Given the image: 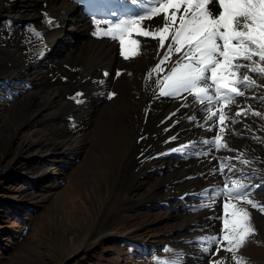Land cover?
Instances as JSON below:
<instances>
[{
	"label": "rangeland",
	"instance_id": "374dc122",
	"mask_svg": "<svg viewBox=\"0 0 264 264\" xmlns=\"http://www.w3.org/2000/svg\"><path fill=\"white\" fill-rule=\"evenodd\" d=\"M68 14L61 19L67 18ZM4 24L0 28L2 35L3 27L10 28ZM6 40L0 37V53ZM9 47L17 46L14 43ZM45 63L48 65V62ZM2 66L0 62V264H165L173 259L178 264H207L202 249L209 246L208 240L198 238L222 235V220L208 217L223 215L215 205L224 199L215 196L210 202L209 197L214 196V192L208 189L220 191L225 183L230 187L234 177L245 184H248V180L253 186L264 184V180H261L264 177V152L259 154L256 149L257 145L264 146V135L258 130V126L264 127V121H248L244 133L228 131L225 135L222 130L220 134L217 132L221 130L220 127L215 131L220 134L219 143L222 145L217 151L208 142L203 152L189 159L162 166V157H152L151 165L154 167L145 166L142 170L137 160L130 158V145H123V140L129 137L122 134L121 114L110 115L112 111L107 110V105L100 107L98 113L106 117L97 119L95 125L88 127L90 130L85 128L87 151L77 161V165H80L64 169L68 173L62 176L60 185L55 189L50 187L53 179L39 185L37 182H27L18 174H11L10 170L3 174L4 167L25 163V151L19 149V145L40 135L42 130H46L45 127L56 122L54 119L45 122L36 118L24 122L28 119L23 114L27 112L24 109L27 102H31L32 97L35 102L41 98V83L32 79L33 72L40 70L37 63L32 62L29 66L32 69L24 76V71L19 70L17 73L23 76L20 80H14L13 72L10 74L11 71ZM116 70L118 68L114 65L109 80L103 82L102 86L110 89ZM262 75L264 73L258 72L256 78ZM256 78L251 86H245L246 90L259 85L257 83L260 81L256 82ZM114 81L119 83L117 77ZM252 100L263 102L264 96L260 101ZM82 106L89 110L90 103ZM230 106L220 105L217 112ZM259 114H264V107ZM91 117L82 121L76 115L69 117L70 135L78 131L74 127L84 126ZM239 117L245 119L246 115L242 113ZM125 123L137 130L136 125ZM250 133L259 135L258 139L249 138ZM137 135L134 136L135 140ZM182 146L186 147V144ZM226 156L228 159L223 161L226 169L221 174L218 167L220 158ZM230 166L232 169L233 166H253L255 170L248 173V178L242 171L234 176L233 172L227 171ZM213 168L217 170L211 174ZM106 173L108 176H104ZM58 192L61 199L55 197ZM255 196H251V199L264 201V191H257ZM210 203L213 206H209ZM243 206L250 212V222L256 233L247 239L238 254L245 264H264V214L258 208ZM108 231L111 234L107 235ZM222 258L225 264H232L230 254L224 253Z\"/></svg>",
	"mask_w": 264,
	"mask_h": 264
},
{
	"label": "bare ground",
	"instance_id": "6f19581e",
	"mask_svg": "<svg viewBox=\"0 0 264 264\" xmlns=\"http://www.w3.org/2000/svg\"><path fill=\"white\" fill-rule=\"evenodd\" d=\"M89 3L90 0H0V28L4 22H6L4 26H10L8 30L2 25L3 35L0 31L1 39H7L4 42L5 44L3 43V46H5L2 47L0 53L2 67L11 71L10 74L13 72L12 78L14 80L23 78L32 69L29 67L32 62L37 63V66L40 67V70L34 71L33 76H31L34 81L41 83L39 88L41 98L35 102L32 97V101L27 102L24 108L27 112L23 114L28 119L24 122L26 123L35 118L45 122L54 119L56 122L54 125L45 127L46 130H42L40 135L33 136L25 144L19 145V149L25 151V163L4 167L3 174L10 170L11 174H18L20 178L22 177L27 182L31 184L37 182L39 185L46 184L45 182L53 179V181H50L51 186L50 184L49 186L51 189L58 187L62 176H66L68 173L64 169L69 170L70 166L77 165V161L87 149V142L85 141H88V139L84 136L85 128L89 129L88 127L96 124L97 119L106 117L103 113H101L103 114L101 116L98 115L99 108L104 105H107V110L109 108L112 111L110 115L121 114V118L119 116L118 118L122 122V134H128L129 137L123 140V145L127 143L128 147L130 145V158L137 160V164L142 166V170L145 166L154 167V165H151L152 157H162V162H160L162 166L165 163L189 159L192 155L205 150V139L217 151L218 148H215L214 138L218 131L220 133L223 130L222 133L224 134L228 131L244 133L243 130L247 129L248 121H264V114L258 116L255 114L260 113L263 109L264 100L263 102L252 100V98H255L260 101L264 96V75L256 78L258 72H252L251 69L240 70L238 73L239 79L242 80L244 75H249L252 81L254 78H256V82L260 81L257 83L259 85L249 87L248 90L245 89L246 87L239 89L245 95L236 96L234 103L229 104L231 105L229 108H223L228 119L225 120L221 130H217L220 128L219 117L217 116L215 122L211 120V114L207 113V109L203 107V104H207V101H204L203 104L194 101L190 93H183L181 97L159 95V88L154 83L158 74L151 73V69L162 58V53L166 48L159 49L157 40L144 38L133 32V38L141 41L139 54L136 56L130 54L128 59L121 57L118 41L92 34L96 31L97 26L93 23V16L90 14L91 9L87 7ZM128 3L132 15L141 14L145 10L140 5H131L130 0H128ZM141 4L156 6V0H141ZM66 13H69L68 17L61 19ZM96 19L115 20L116 17L110 14L104 16L97 14ZM162 22L163 14L161 13L146 18L141 22L140 27H151L156 30L158 26L162 25ZM100 27L106 26L101 25ZM14 43L17 47H9ZM167 43L168 40L166 39ZM135 48L136 46L132 45L126 50L131 53ZM178 55L173 53L166 65L170 67ZM45 62H48V65ZM114 65L121 72L119 77L113 74L119 79V83L117 81L115 83V77L112 76V86L109 85L110 89H107V86L102 85L103 82L109 80L111 68ZM168 67L165 68L164 73L159 75H165ZM19 70L24 71L25 74L23 76L20 73L18 74ZM105 72L108 73L107 76L104 75ZM150 73L151 75H149ZM109 92L115 93L111 99L107 96ZM77 93H80V95H77ZM100 100H102L101 103ZM84 103H90L89 110L82 106ZM237 106L247 112L246 120L236 116ZM217 107H220V105L213 102L214 112H217ZM173 113L174 115H172ZM75 115L79 121L93 117L86 122L87 125L79 126L77 129L72 126L78 131L75 133L71 131L72 134L70 135L71 123L69 126L67 119ZM190 117L191 119H189ZM233 118L237 121L236 123L231 122ZM125 122L136 125L137 130L126 125ZM10 124L8 126L11 129ZM258 128L261 134L264 135V127L258 126ZM136 133L138 137L135 140ZM170 136H176L177 139L169 140ZM141 137L143 138L141 139ZM228 137L230 138L231 135L229 134ZM251 137L258 139L259 135L250 133L249 138ZM112 139L114 140V137ZM183 143L186 144V147L182 146ZM170 149L180 150L170 151ZM256 149L259 154L264 152V146L257 145ZM257 162H255V165H257ZM196 165L199 166V163ZM234 167V170H231L234 176L238 171H242L244 176L248 178V173L253 170V166L247 168ZM104 176H108V174L106 173ZM246 182L252 185V182L248 180ZM0 183H2V180ZM169 192L171 193V191ZM55 197L62 198L60 193ZM253 198H256V196L254 195ZM108 234H111V232L108 231Z\"/></svg>",
	"mask_w": 264,
	"mask_h": 264
},
{
	"label": "snow or ice",
	"instance_id": "6c2138e0",
	"mask_svg": "<svg viewBox=\"0 0 264 264\" xmlns=\"http://www.w3.org/2000/svg\"><path fill=\"white\" fill-rule=\"evenodd\" d=\"M130 3L140 5L145 10L141 14L132 15L128 0H90L87 7L91 9L93 23L97 26L92 34L118 41L119 54L125 59L130 54L138 55L140 51L141 41L133 38V32L141 37L157 40L159 49L166 48L162 58L151 69V73L158 74L154 83L159 88V95L181 97L183 93H190L194 101L202 104L207 101L203 107L211 114L213 122L218 116L219 125L223 127L228 117L225 116L223 108L214 112L213 102L217 105L231 104L234 103L235 96L244 95L239 89L251 86L254 81L249 75L239 79L238 73L241 69L264 73V0H156V6L143 5L141 0H130ZM161 13L163 22L156 30L140 27L146 18ZM97 14H110L116 19H96ZM101 25L106 27H100ZM132 45L136 48L129 53L126 49ZM173 53L179 55L168 67L166 62ZM166 67L167 73L159 75L165 72ZM104 75L107 76L108 73L105 72ZM115 75L119 77L120 70ZM114 95L112 92L107 93L109 99ZM242 113L247 115L244 109L237 106L236 116ZM231 122L237 121L233 118ZM175 139L176 136L169 137V140ZM214 139L215 146L222 147L219 133ZM204 143H208L207 139ZM220 159L218 167L223 174L226 169L223 161L228 158ZM216 170L211 169V174ZM231 170V167H227V171ZM208 191L214 192V196L209 197L210 202L215 196L224 199L215 205L223 215L208 217L222 220V235L198 238L201 241L208 240L209 246L202 249L207 264H225V259L222 258L224 253L230 254L232 264H245L238 250L246 245L248 238L255 235L256 229L250 222V212L243 205L258 208L264 214V201L257 202L250 198L257 191H264V184L252 186L234 177L230 187L225 183L220 191ZM209 206H213L212 203ZM165 264H178V261L173 259Z\"/></svg>",
	"mask_w": 264,
	"mask_h": 264
}]
</instances>
